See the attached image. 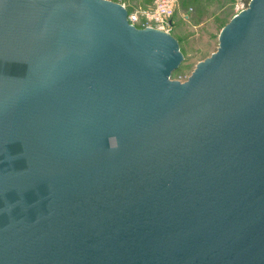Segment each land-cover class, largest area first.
Here are the masks:
<instances>
[{"label":"water","instance_id":"1","mask_svg":"<svg viewBox=\"0 0 264 264\" xmlns=\"http://www.w3.org/2000/svg\"><path fill=\"white\" fill-rule=\"evenodd\" d=\"M184 59L119 2L0 0V264H264V0Z\"/></svg>","mask_w":264,"mask_h":264},{"label":"rangeland","instance_id":"2","mask_svg":"<svg viewBox=\"0 0 264 264\" xmlns=\"http://www.w3.org/2000/svg\"><path fill=\"white\" fill-rule=\"evenodd\" d=\"M125 2L130 11H149L153 0H112ZM248 7L249 0H177L173 26L169 32L179 42L185 57L172 79L185 81L200 61L210 57L219 46L222 29Z\"/></svg>","mask_w":264,"mask_h":264},{"label":"built area","instance_id":"3","mask_svg":"<svg viewBox=\"0 0 264 264\" xmlns=\"http://www.w3.org/2000/svg\"><path fill=\"white\" fill-rule=\"evenodd\" d=\"M119 3L127 8L125 2L119 1ZM176 3L177 0H153V8L149 11L142 13L128 10L129 23L138 28L154 27L169 32L173 26ZM244 4L243 2L242 10L247 8Z\"/></svg>","mask_w":264,"mask_h":264},{"label":"trees","instance_id":"4","mask_svg":"<svg viewBox=\"0 0 264 264\" xmlns=\"http://www.w3.org/2000/svg\"><path fill=\"white\" fill-rule=\"evenodd\" d=\"M246 1H248V0H246ZM174 16H175V15H174ZM173 19H174V18H173ZM173 23H174V22H173ZM179 67H180V66H179ZM179 67H178V68H179ZM177 70H178V69H176L174 72H176ZM174 72H173V74H174ZM173 74H172V75H173Z\"/></svg>","mask_w":264,"mask_h":264}]
</instances>
